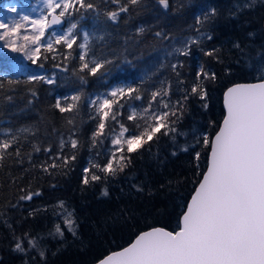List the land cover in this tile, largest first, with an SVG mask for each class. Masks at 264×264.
Masks as SVG:
<instances>
[{
  "label": "trees",
  "instance_id": "obj_1",
  "mask_svg": "<svg viewBox=\"0 0 264 264\" xmlns=\"http://www.w3.org/2000/svg\"><path fill=\"white\" fill-rule=\"evenodd\" d=\"M38 1L0 0V19L18 20ZM85 2L94 4L95 9H79L64 18L65 28L71 23L78 25L73 30L76 41L71 48L54 44L50 53L41 48V59L33 63L23 53L4 48L0 41V140L9 139L10 135L18 137V144L8 150L12 154L6 155L0 166V264H94L127 246L141 231L158 226L175 230L184 205L206 170L209 151L195 146V151L201 152L197 168L192 147L188 152L181 148L194 144L193 129L196 135H213L225 115L226 88L256 81L264 69V0H169L167 10L158 0H141L139 5H128L129 11L120 13L117 21L106 16L107 12L119 10L114 0ZM120 3L127 4V0ZM13 6L16 12L10 11ZM212 8L216 14L197 24L195 17L209 14ZM141 27L145 29L143 33L138 31ZM197 28L212 39L200 37ZM84 32L89 34L87 53L78 47L84 43ZM157 32L168 38L156 37ZM187 38H196L199 43L191 45V53L183 56L175 49L183 48L182 41ZM237 42L242 51L233 47ZM214 48L220 50L215 55L222 62L204 55ZM80 55L89 62L109 59L113 63L106 65L103 75L91 76L81 70ZM173 64L177 65L175 71ZM201 64L215 71L218 79L209 86L207 109L198 98H189L177 125L180 132L188 135L173 140L157 134L131 154V163L123 172L105 179L106 174L93 165L107 162L116 148L111 139L119 132V126L107 120L104 134L93 143L99 118L90 99L105 95L114 87L139 88L143 98L140 101L117 97L124 103L117 120L131 131L133 122L127 120L131 108L139 112L142 106L147 107L152 92L169 85L171 100L181 99ZM40 71L44 72L37 74ZM29 75H54L55 81H29ZM76 94L81 99L75 110L62 113L55 107L58 98L61 106H66ZM8 96L12 99L8 100ZM64 97L69 100L66 102ZM70 135L78 140V147L71 149L66 145L61 150L60 140L67 141ZM16 147L20 148L19 157L14 153ZM36 147L40 151H35ZM48 148L50 153L45 151ZM57 155L76 158L64 167ZM53 162L59 167L49 172L39 167ZM93 174L101 176V180L92 181ZM85 178L88 184L83 183ZM105 188L107 195L102 194ZM28 191H39L41 195L19 201ZM59 201H64L65 208L58 206ZM66 211L73 214L75 235L64 223ZM56 224L64 230L63 237L54 234ZM25 232L43 237L40 246L46 251L45 258L41 259L35 250L27 254L12 250L13 237Z\"/></svg>",
  "mask_w": 264,
  "mask_h": 264
},
{
  "label": "snow or ice",
  "instance_id": "obj_2",
  "mask_svg": "<svg viewBox=\"0 0 264 264\" xmlns=\"http://www.w3.org/2000/svg\"><path fill=\"white\" fill-rule=\"evenodd\" d=\"M114 2L119 5V10L106 13L111 21H117L120 13L129 11L128 5H139L141 0H127V4H121L120 0ZM158 3L165 10L170 7L169 0H158ZM95 7L85 0H44L46 14L41 9L40 15L36 18L23 15L18 20L10 19L8 22L0 19V30H2L0 41L4 42L2 45L4 48L15 53H23L25 57L36 63L41 59V48L50 53L54 51V44H63L71 48L76 41L73 30L77 29V23H71L66 32L61 31L59 34L53 26L61 25L64 18L70 17L74 11L95 9ZM10 11L16 12L17 9L13 6ZM215 14L216 9L212 8L209 14L197 16L195 19L197 24H202ZM28 28L31 29L30 32L27 31ZM50 29L52 30L50 36L45 39L46 32ZM138 31L143 33L145 29L141 27ZM196 31L200 37L212 39L211 35L200 32L199 28ZM155 35L158 38H168L160 32ZM83 38L84 43L79 44L78 47L87 53L88 32L83 33ZM182 43L183 48L177 47L175 52L188 56L191 53V45L198 44L199 40L187 38ZM233 47L241 49L239 42ZM219 51L218 48H214L204 52V55L222 62L215 55ZM47 58L45 55L44 59ZM79 59L82 61L81 70H87L91 76H96L98 73L103 75L102 70L107 71L106 65L113 63L109 59L89 62L85 55H80ZM261 63L264 64V56L261 57ZM172 68L175 71L177 65L173 64ZM228 72L230 73V69ZM176 74L180 75L179 72ZM217 79L215 71L206 69L201 64L181 99L171 100L170 85L152 92L147 107L142 106L139 112L133 107L127 115V120L133 122L131 131L124 123L117 120V116L121 115L120 109L124 107V103H121L117 97L140 101L143 98L139 88L114 87L109 93L90 99L89 103L95 106L99 118L97 129L92 135L93 143L104 134L107 120L110 119L119 126V132L111 139V144L116 146L115 150L109 154L105 164H95L93 167L105 173L106 179L107 175L115 176L118 172H123L131 163V154L143 148L157 134L170 136L173 140L178 136L186 137L188 133L180 132L177 125L184 115L189 98H198L202 102L201 106L207 109L208 89ZM28 80L46 81L52 84L55 77L29 75ZM81 81L86 82L83 77ZM33 96L36 97L37 93L33 92ZM7 99L11 100L12 97L8 96ZM63 99L66 102L69 100L68 97ZM80 99V94L73 95L70 103L61 106V99L58 98L55 107L62 113L71 112L78 107ZM153 102H156V107H153ZM223 103L226 113L218 130L213 135H209L208 132L196 135V129H193L194 144L181 148V151L188 152L189 147H192L197 168H199L201 152L195 151V146L201 145L209 151L206 170L202 172L190 200L184 205L177 228L170 231L165 227H151L141 231L126 247L110 252L99 261V264H264V69H261V75L255 82L234 83L227 87L223 93ZM114 106L115 111H113ZM68 123L71 124L72 121L69 120ZM17 144L16 135L0 140V166L3 165L6 155L12 154L8 150ZM66 145L76 149L78 140L71 135L67 141L61 139L60 149L63 150ZM34 150L40 151L38 147ZM45 151L50 153L51 148ZM14 153L19 157L20 148L16 147ZM172 155L176 153L173 152ZM75 158V155L56 157L62 160L64 167ZM39 167L49 172L59 165L53 162L47 166L41 164ZM87 171L88 169H85V172ZM91 180H101V176L93 174ZM83 183L88 184L89 180L85 178ZM21 191L25 190L21 189ZM138 191L143 189L138 188ZM102 194H108L106 188ZM39 195H41L39 191H28L19 197V201H30L33 196ZM58 206L65 208L64 201H59ZM72 215V212L66 211L64 223L67 225V230L75 235L76 222L71 218ZM54 234L63 237L64 230L60 224L54 225ZM13 239L14 252L27 254L30 250H35L41 259L45 258L46 251L40 246L43 237L32 236L25 232L22 236H14Z\"/></svg>",
  "mask_w": 264,
  "mask_h": 264
},
{
  "label": "rangeland",
  "instance_id": "obj_3",
  "mask_svg": "<svg viewBox=\"0 0 264 264\" xmlns=\"http://www.w3.org/2000/svg\"><path fill=\"white\" fill-rule=\"evenodd\" d=\"M41 9L44 10L45 14L47 13V9L44 8V0H39L38 3H37L35 6H33V7H31V8H27V9L22 13V16H23V15H28V16H30V17H32V18H36V17H38V16L40 15ZM58 10H59V9H58ZM9 16H10L11 18H13V13H10ZM54 29H55V30L57 31V33L59 34L61 31L66 32L68 28H65V27H55ZM51 31H52V30L50 29L48 32H46L45 39H47V38L50 36ZM53 39H54V38H53ZM42 72H44V71H40V72H38L37 74H41Z\"/></svg>",
  "mask_w": 264,
  "mask_h": 264
},
{
  "label": "water",
  "instance_id": "obj_4",
  "mask_svg": "<svg viewBox=\"0 0 264 264\" xmlns=\"http://www.w3.org/2000/svg\"><path fill=\"white\" fill-rule=\"evenodd\" d=\"M65 25V19H64V22L61 24V25H55V26H53V28H55V27H63ZM49 31V30H48ZM253 82H255V81H253ZM240 83H248V82H240ZM224 104V103H223ZM224 109H225V106H224ZM225 113H226V109H225ZM158 227H160V226H158ZM148 230V229H147ZM144 231H146V230H144ZM135 239V238H134ZM133 239V240H134ZM126 247V246H125ZM119 250V249H118ZM115 251H117V250H115ZM113 252V251H112ZM108 255V254H107ZM106 255V256H107ZM106 256H104V257H106ZM103 257V258H104ZM103 258H101L100 260H102ZM100 260H98L97 262H95L94 264H99V261Z\"/></svg>",
  "mask_w": 264,
  "mask_h": 264
}]
</instances>
